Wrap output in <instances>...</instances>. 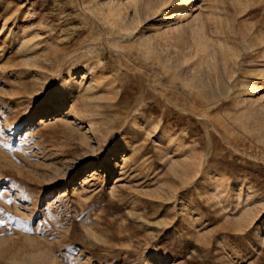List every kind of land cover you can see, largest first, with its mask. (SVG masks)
Here are the masks:
<instances>
[{
    "label": "rangeland",
    "instance_id": "1",
    "mask_svg": "<svg viewBox=\"0 0 264 264\" xmlns=\"http://www.w3.org/2000/svg\"><path fill=\"white\" fill-rule=\"evenodd\" d=\"M0 264H264V0H0Z\"/></svg>",
    "mask_w": 264,
    "mask_h": 264
},
{
    "label": "bare ground",
    "instance_id": "2",
    "mask_svg": "<svg viewBox=\"0 0 264 264\" xmlns=\"http://www.w3.org/2000/svg\"><path fill=\"white\" fill-rule=\"evenodd\" d=\"M183 218V217H182ZM185 221V220H184ZM258 224V223H257ZM262 225H263V223L261 222L260 224H258L257 226H256V230L257 231H261V227H262ZM255 229V228H254ZM263 229V228H262ZM254 231V230H253Z\"/></svg>",
    "mask_w": 264,
    "mask_h": 264
},
{
    "label": "snow or ice",
    "instance_id": "3",
    "mask_svg": "<svg viewBox=\"0 0 264 264\" xmlns=\"http://www.w3.org/2000/svg\"><path fill=\"white\" fill-rule=\"evenodd\" d=\"M9 202H11V201H9Z\"/></svg>",
    "mask_w": 264,
    "mask_h": 264
}]
</instances>
